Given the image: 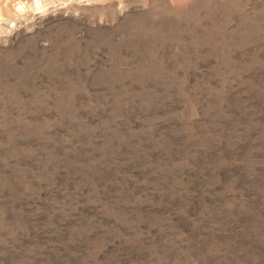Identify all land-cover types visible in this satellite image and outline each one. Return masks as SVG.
I'll return each mask as SVG.
<instances>
[{
  "label": "rangeland",
  "instance_id": "374dc122",
  "mask_svg": "<svg viewBox=\"0 0 264 264\" xmlns=\"http://www.w3.org/2000/svg\"><path fill=\"white\" fill-rule=\"evenodd\" d=\"M0 264H264V0H0Z\"/></svg>",
  "mask_w": 264,
  "mask_h": 264
}]
</instances>
